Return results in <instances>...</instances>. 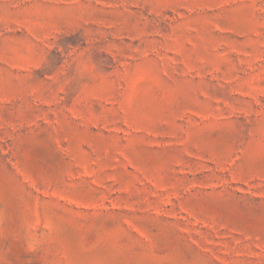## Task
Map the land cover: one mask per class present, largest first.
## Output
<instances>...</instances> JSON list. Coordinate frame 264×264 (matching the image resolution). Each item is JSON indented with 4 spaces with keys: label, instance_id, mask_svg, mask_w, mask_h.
I'll return each mask as SVG.
<instances>
[{
    "label": "rangeland",
    "instance_id": "obj_1",
    "mask_svg": "<svg viewBox=\"0 0 264 264\" xmlns=\"http://www.w3.org/2000/svg\"><path fill=\"white\" fill-rule=\"evenodd\" d=\"M0 264H264V0H0Z\"/></svg>",
    "mask_w": 264,
    "mask_h": 264
}]
</instances>
